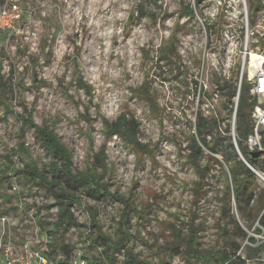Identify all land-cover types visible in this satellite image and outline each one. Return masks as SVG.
<instances>
[{
	"label": "rangeland",
	"instance_id": "1",
	"mask_svg": "<svg viewBox=\"0 0 264 264\" xmlns=\"http://www.w3.org/2000/svg\"><path fill=\"white\" fill-rule=\"evenodd\" d=\"M12 1L23 16L14 35L0 33V248L10 241L18 259L39 251L50 259L80 255L88 264H121L129 247L148 264H210L166 252L168 230H195L205 252L229 245L219 228L227 165H212L201 179L188 147L196 110L211 119L232 114L235 93L226 114L219 112L225 102L214 95L232 49L230 77L240 75L248 29L256 33L250 38L256 52L264 0H246L248 19L240 0ZM248 86L244 78V97ZM121 115L137 121L143 149L108 130ZM223 120V130L232 132ZM36 126L56 134L71 153V176L91 179L96 196L90 186L58 175L63 162L44 148ZM28 171L53 188L28 179ZM68 211L73 221L62 222ZM232 213L256 238L252 245L261 247L247 251L250 242L241 240L236 264H264L258 221L241 218L235 207ZM99 235L111 245L126 239L127 246L101 263L95 260L105 248Z\"/></svg>",
	"mask_w": 264,
	"mask_h": 264
},
{
	"label": "trees",
	"instance_id": "2",
	"mask_svg": "<svg viewBox=\"0 0 264 264\" xmlns=\"http://www.w3.org/2000/svg\"><path fill=\"white\" fill-rule=\"evenodd\" d=\"M252 4V2H251ZM264 5H259L261 8ZM189 12L192 13V9L187 8ZM255 19L251 20L252 25L255 24ZM254 72L252 68L251 73ZM196 84L198 81H195ZM235 90L229 91L227 97L230 99ZM246 95L243 96V87L241 89L240 103L237 114V127H236V138L241 152L243 153L246 160L259 171H264V164L257 165V161L261 158L252 157L249 152L246 139L248 134L251 132V119L249 113L246 112L250 108L249 102V86L246 90ZM148 98V96L146 97ZM23 118V117H22ZM25 122H29L26 118ZM219 119H205L201 112L198 114V119H196V130L197 135H192L189 144V155L187 159L189 162L196 168V171L201 179H204L209 174L211 166L217 164L218 168L224 170L223 164L226 163L230 178L226 176V185H225V199L222 203L220 210V217L222 224L219 225L220 230H222L227 237V242L229 245H226L225 248L219 249L218 251H203L199 248L197 232L194 230L188 235H185L182 231H178L174 226L168 230V247L165 251H171L173 255L181 256L184 253L192 255L196 259H203L210 264H236L242 261L241 255L238 253L242 250L241 240H247L250 244L246 245L247 251L257 250L259 251L261 247H254L252 244L256 242V238L251 236L249 231L246 230L243 225L234 217L232 213L233 208L235 207L240 214L241 218H253L255 221H258L259 227L256 232L259 233L264 231V185H262L256 173L241 159L237 150L235 149L233 138L231 135L230 128H226L223 132L218 130ZM110 133L122 136L124 139L128 140L132 145L143 149L144 145L140 143L137 125V121L134 118H128L126 115H121L113 123H107ZM36 132L39 136V139L43 143L45 149L51 153L55 159L63 162V166L59 170L56 169L58 175L65 173L68 179L67 183L70 181L74 184L78 183L81 186H90L91 196H96L98 188L96 184L92 182L86 176H75L74 179L70 173V167L72 165L71 153L66 146H64L57 138L56 134L49 130L46 126L40 127L36 126ZM211 136L210 141H208V136ZM202 145L205 146L212 153L220 155L222 160L211 153L206 154L202 148ZM203 160V162H202ZM66 169V171H64ZM28 179L35 181L37 184L45 183L50 185V182H47L46 178H43L42 181H38L35 177L34 171H28ZM55 175V176H58ZM57 181V180H56ZM200 185V182H198ZM53 188V186L50 185ZM59 194V193H58ZM68 194V193H67ZM100 194V192L98 193ZM70 195V194H68ZM67 195V196H68ZM125 218V217H124ZM64 220L62 222H71L73 221V215L68 211L64 215ZM126 220V219H125ZM230 223L234 224V229L231 230L229 225ZM235 236V239L231 240L230 236ZM104 239L105 248L103 249L101 255L95 258L96 261L104 262V258H108L114 255V252L117 250H122L127 246L128 240L122 239L120 242L113 245L110 244V239L105 236L99 235L98 238ZM96 238L95 241L98 239ZM171 240H170V239ZM63 251L66 254L71 253V246L69 244H64L62 247ZM121 264H148L146 261H143L139 258L138 255L133 253L129 247L124 250V256L121 260ZM158 264H168L164 259Z\"/></svg>",
	"mask_w": 264,
	"mask_h": 264
},
{
	"label": "built area",
	"instance_id": "3",
	"mask_svg": "<svg viewBox=\"0 0 264 264\" xmlns=\"http://www.w3.org/2000/svg\"><path fill=\"white\" fill-rule=\"evenodd\" d=\"M241 6L244 5L246 7V19H248L249 16V10L247 6L246 0H240ZM23 13L20 5L12 0H0V33H4L9 35L10 37L14 35L18 31V22L22 18ZM262 25V24H260ZM260 25L256 23L254 24V27H259ZM258 38H256V53L259 54L263 60L261 62H254L251 58V42L250 38H254L253 36L256 34L254 30H251L249 32V29L247 31V37H246V44L242 45L241 49L239 50L240 56L243 58L242 60V68L240 75H237L234 77L235 79H232V76L230 77V63L233 59V52L235 49H232L229 54L230 61L227 63L223 71V78L220 81L218 93L216 92L214 95V101H222L225 102V105H221V111H219L221 114L222 112L226 114V111L229 110L227 104V93L231 91L232 89H235V94L233 96V103L230 105L233 108L232 114H227V118H223L222 115H215L213 119H229V122L231 124V135L233 138V143L235 146V149L237 152L243 157V153L241 152L237 138H236V127H237V114H238V108L240 103V95H241V89L243 87V81L244 78L247 79L249 83V102L251 103L250 108L246 110V112L249 113L250 119H251V132L248 134L246 143L249 148V152H255V151H264V30L259 31ZM238 54V53H237ZM251 66H254V72L251 73ZM198 83L196 85L197 88V97L198 100L201 97V93L203 90L202 87V79L197 80ZM231 87V90H230ZM220 90L222 91V97L219 96ZM204 102V101H203ZM204 107V106H203ZM209 107V103L205 104V107ZM202 113V112H201ZM199 111L196 110L195 117H194V133L197 135L196 130V119H198ZM209 113H202L203 117L205 119H211V117H208ZM221 117V118H220ZM219 123L218 130L220 132L224 133L222 123ZM209 138L211 139V136L209 135ZM202 148L204 151H209L205 146L202 145ZM211 154L220 156L218 154L212 153ZM264 155V154H262ZM261 155V156H262ZM246 159V158H245ZM250 164V163H249ZM250 168L258 175L262 176L260 172L250 164ZM0 255L2 258V264H88V261L84 258L79 256H71L67 260L64 259H50L48 255L43 254L39 251L33 252L30 251L26 257H22L21 259H18L13 251V246L10 241L4 243L1 245L0 248Z\"/></svg>",
	"mask_w": 264,
	"mask_h": 264
},
{
	"label": "water",
	"instance_id": "4",
	"mask_svg": "<svg viewBox=\"0 0 264 264\" xmlns=\"http://www.w3.org/2000/svg\"><path fill=\"white\" fill-rule=\"evenodd\" d=\"M239 154V153H238ZM262 154H264V151H255V152H251L250 153V155L252 156V157H259V156H261ZM239 156L241 157V159L250 167V164H249V162L245 159V158H243L240 154H239Z\"/></svg>",
	"mask_w": 264,
	"mask_h": 264
},
{
	"label": "bare ground",
	"instance_id": "5",
	"mask_svg": "<svg viewBox=\"0 0 264 264\" xmlns=\"http://www.w3.org/2000/svg\"><path fill=\"white\" fill-rule=\"evenodd\" d=\"M251 58H252V61L254 62H261L263 60V58L257 54L255 51H251ZM251 68L254 69V66H251Z\"/></svg>",
	"mask_w": 264,
	"mask_h": 264
}]
</instances>
